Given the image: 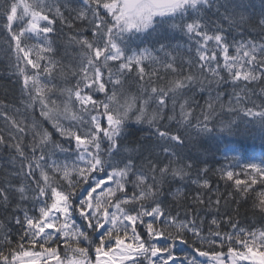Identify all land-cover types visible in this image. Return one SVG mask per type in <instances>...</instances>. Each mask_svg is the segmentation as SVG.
<instances>
[{"label":"snow or ice","instance_id":"obj_1","mask_svg":"<svg viewBox=\"0 0 264 264\" xmlns=\"http://www.w3.org/2000/svg\"><path fill=\"white\" fill-rule=\"evenodd\" d=\"M3 3L0 28L22 98L0 100V148L13 169L0 178V208L21 231L14 243L0 221V264H264V159L217 169L233 182L228 197L258 210L259 227L227 216L231 231L222 232L213 216L204 234L202 219H181L167 203L184 196L173 185L185 181L212 191L207 165L184 150L216 131L225 97L264 137V0L258 11L251 0ZM145 35L151 47L137 43ZM144 123L150 134L136 137L133 124ZM220 131L231 135L233 124ZM193 199L205 203L200 192ZM213 204L219 214L220 199L209 197Z\"/></svg>","mask_w":264,"mask_h":264},{"label":"trees","instance_id":"obj_2","mask_svg":"<svg viewBox=\"0 0 264 264\" xmlns=\"http://www.w3.org/2000/svg\"><path fill=\"white\" fill-rule=\"evenodd\" d=\"M256 6V10H259L260 0H251ZM3 0H0V8H3ZM4 21L0 19V23ZM83 27L84 25H79ZM57 29L61 27L59 22L56 25ZM67 32V28L64 29ZM88 35H91L88 33ZM254 36L255 33H252ZM6 33L2 28H0V100H3L5 103L10 105L19 106L21 100V88L18 78L13 75L14 69L10 67V61L7 54V45L4 43V38ZM179 37V34H177ZM240 39L239 36L236 37ZM141 39L143 43L137 41L140 44V47L149 46L152 44V35L142 36ZM59 43V41H57ZM175 43V41H173ZM63 47L59 49L58 57L63 54ZM194 55V53H193ZM67 62V61H65ZM74 83V81H73ZM224 91V89H221ZM228 91H231L229 88ZM97 99H103V94H100L96 97ZM200 100V97H197ZM225 99V109L221 111L219 107L217 108V115L214 120L216 126V131L212 132L209 135L200 137L197 145L193 148L191 145L184 150L186 155H190L194 160H197L198 168H204L207 165L209 171L207 177L210 180L212 191L209 192L206 189H200L197 185L192 184L189 181H185L182 184L173 185L175 187H182L184 190V196L179 200H173L169 197L167 203L172 210L173 214L179 212L180 218H185V213H187L188 218H197L203 220V229L204 234H207V231L210 227V221L213 216H216L218 220H221L220 230L231 231L230 225L224 223V219L227 216L233 217L234 222H239L241 227H248L253 225V221H256L255 226L259 227V212L254 210L252 207V202L249 200L245 202L240 197L229 198L228 193L233 192V182L227 181L226 179H221L220 173L217 169L225 168L239 172L241 167L249 162H260L261 159H264V137H262L259 127L257 124L252 122L251 117H246L242 112L238 113L236 111L227 110V97ZM257 103H260V100L256 97ZM201 104L203 100H200ZM250 106V105H249ZM35 117L37 120H42L39 114V107L35 110ZM196 114L199 115V109L196 110ZM231 122L233 124V133L230 135L227 131H220V128L223 125ZM195 123V121H193ZM3 126V121L0 120V127ZM44 127H47L49 131L53 133L54 140H61L58 134L52 129L51 125L47 122H44ZM176 125H172L173 130H175ZM133 133L136 137L147 136L150 134L149 126L144 124H133L132 126ZM63 142V141H61ZM65 147L67 145L65 144ZM12 155L9 149L0 148V178L4 176L5 171H12L13 169L9 165V157ZM233 157H236L234 159ZM61 160L65 159L63 155L59 157ZM74 159V157H72ZM196 178L195 170H193V175L191 179ZM239 179H244L243 175L238 176ZM197 192H200L202 197L205 200L204 204H198L194 201L193 197ZM211 197V200L214 202L217 198L220 199L219 214H217L215 204L210 208L208 206V198ZM239 201V203H237ZM15 213L5 211L3 208H0V221H3L8 228L11 229V238L13 242L17 240V236L20 233L21 229L14 223ZM77 223H82L79 217H75ZM150 219V218H149ZM215 230V226H212ZM138 231L142 235H146V228L140 226ZM163 238V237H162ZM157 240L159 238H156ZM164 239V238H163ZM163 239H161L163 241ZM186 239L191 240V233L186 236ZM177 249H183L185 252H188L189 255H192V251L189 246L177 243ZM6 250V249H5ZM219 250V249H216ZM60 255L64 256L63 245H59ZM224 251H227L225 248ZM178 255L183 256V252L177 250ZM183 253V254H182ZM94 257V252L91 253Z\"/></svg>","mask_w":264,"mask_h":264},{"label":"rangeland","instance_id":"obj_3","mask_svg":"<svg viewBox=\"0 0 264 264\" xmlns=\"http://www.w3.org/2000/svg\"><path fill=\"white\" fill-rule=\"evenodd\" d=\"M93 258H94V257H93ZM200 260H201L202 262H204V264H206V262H207V258H203V257H202ZM247 262L250 263L251 261H247ZM169 263H170V262H169ZM242 263H243V262H242Z\"/></svg>","mask_w":264,"mask_h":264},{"label":"bare ground","instance_id":"obj_4","mask_svg":"<svg viewBox=\"0 0 264 264\" xmlns=\"http://www.w3.org/2000/svg\"><path fill=\"white\" fill-rule=\"evenodd\" d=\"M161 239H163L162 237L158 239L159 242H163ZM177 248H180V247H177ZM186 251V250H185ZM183 254V253H182ZM177 256H180L176 253Z\"/></svg>","mask_w":264,"mask_h":264}]
</instances>
